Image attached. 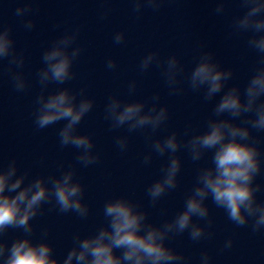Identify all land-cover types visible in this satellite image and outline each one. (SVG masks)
Returning <instances> with one entry per match:
<instances>
[{
  "label": "clouds",
  "instance_id": "clouds-1",
  "mask_svg": "<svg viewBox=\"0 0 264 264\" xmlns=\"http://www.w3.org/2000/svg\"><path fill=\"white\" fill-rule=\"evenodd\" d=\"M128 2L139 18L146 9L158 12L166 0ZM228 2L215 0V13L223 15ZM237 3L243 13L232 18L231 34H246L247 46L259 54L255 72L243 90L237 84L228 87L234 70L223 67L212 51H202L188 73L175 54L162 60L158 52L151 51L138 65L141 73L153 65L163 66L162 75L169 95H182L185 82L193 92H202L206 102L219 95L202 131H195L189 125L183 133L187 139H181L176 131L160 137L158 132L166 126L169 110L166 104L160 103L159 92L147 100H125L113 94L105 107V120L110 122L111 130L126 128L129 135L137 131L145 133L149 146L143 156L145 165L151 164L154 154L167 157L160 178L146 189L151 206L178 187L182 168L178 153L181 149L188 152L194 163L210 154V163L197 169L183 209L173 218L156 224L131 197L109 199L103 206L105 222L92 234L76 233L72 247L60 260L47 239V228L41 230L38 240L33 239L35 226L32 221L43 213L44 205L50 206L49 211L72 212L81 219L88 218L90 206L84 201L83 184L75 178L76 169L70 167L59 176L30 179V171L20 172L17 161L12 159L6 166H0V264H186L184 253L167 242L185 232L193 242L214 237L209 198L237 228L250 227L254 234L264 233V200L257 196L264 192V183L257 182V177L264 176V151L259 146V138L253 135L254 130L264 132V0H237ZM110 11L105 9L100 19H106ZM32 12V0H26L15 9V15L21 18L27 31L35 27L34 19L30 18ZM78 36L79 28L65 32L42 53L43 66L36 72L40 92L34 100V124L37 130H42L64 121L58 132L59 144L61 148L72 146L77 149L76 162L86 168L100 159L99 153L93 151L95 144L91 135L78 131L81 121L92 110L94 100L85 96L83 88L79 92L68 87L49 91L50 85H64L75 78L73 65L82 53L76 43ZM125 38L123 31L115 32L112 37L116 45L123 44ZM25 61L24 53L15 47L11 25L0 21V76L10 74L17 92L29 88L23 72ZM116 67L114 59L106 61L108 70ZM136 89L137 81H130L128 95H134ZM129 135L115 138L122 153L128 150ZM10 229L21 233L11 243L6 239ZM233 243L231 237L227 238L221 251L231 249ZM211 259L204 251L200 255V264H211Z\"/></svg>",
  "mask_w": 264,
  "mask_h": 264
}]
</instances>
